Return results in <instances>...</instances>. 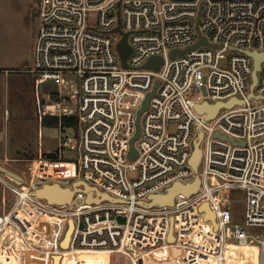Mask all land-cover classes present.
I'll list each match as a JSON object with an SVG mask.
<instances>
[{"label": "built area", "instance_id": "2783aa9c", "mask_svg": "<svg viewBox=\"0 0 264 264\" xmlns=\"http://www.w3.org/2000/svg\"><path fill=\"white\" fill-rule=\"evenodd\" d=\"M37 16L28 71L46 86L42 115L75 118L78 141L61 136L56 153L71 166V182H52L73 197L48 203L24 175L16 183L0 172V254L18 264L51 263L64 250H105L145 264L149 251L167 246L160 262L224 264L226 247L236 244L254 245L264 264V59L250 90L247 53H264V0H39ZM124 34L126 67L117 50ZM154 57L161 64L145 68ZM204 103L223 106L209 117L207 108L196 109ZM74 144L76 163L63 162V149ZM196 176V191L176 194L171 205H147ZM238 190L242 225L231 213Z\"/></svg>", "mask_w": 264, "mask_h": 264}, {"label": "rangeland", "instance_id": "374dc122", "mask_svg": "<svg viewBox=\"0 0 264 264\" xmlns=\"http://www.w3.org/2000/svg\"><path fill=\"white\" fill-rule=\"evenodd\" d=\"M38 2L39 0H0V162L6 168L24 175L27 185L37 187L60 180L62 185L67 186L71 182L66 178L68 175L60 174L66 172L67 168L65 165H56L60 163L56 153L61 136L66 134L78 141L77 126L73 124L60 132L58 126L40 124L37 108L45 99L46 86L36 73L28 71L33 69V52L39 27ZM96 18L97 15L93 13L92 24ZM251 102L254 103V99ZM62 154L63 162L67 160L75 164L78 145L64 148ZM43 155L51 159H45ZM34 159L37 162L33 163ZM233 195L236 201L231 208L232 219L242 225L244 191L238 190ZM1 209L0 197V211ZM164 255L153 250L148 254L159 261ZM175 255L177 256L176 253ZM225 255L224 264H257L258 261L257 248L254 245L241 247L229 244ZM6 258L11 259L10 264H18L8 253L1 252L0 262H5ZM22 264H54V256L51 263L25 260ZM60 264L133 262L122 255H113L112 258L108 252L86 250L77 251L69 257H60Z\"/></svg>", "mask_w": 264, "mask_h": 264}, {"label": "water", "instance_id": "95a60500", "mask_svg": "<svg viewBox=\"0 0 264 264\" xmlns=\"http://www.w3.org/2000/svg\"><path fill=\"white\" fill-rule=\"evenodd\" d=\"M115 31H118V27L115 29ZM126 37L127 34H124L122 36V39L118 42L117 44V50L120 56V59L122 61V66L126 67V57L129 55L131 49L128 46L127 42H126ZM201 41H203V39H200L194 46L198 45ZM249 55L252 56L253 58V69H252V73H251V84H250V90H252L253 86L256 83L257 77H256V72L259 70L260 68V62L262 59H264V53L260 54V53H255V52H247ZM174 54V52L172 53V55ZM162 60L159 57H154L151 58L145 65V68H157L160 64H161ZM148 99L149 96L146 97L144 103H143V107L142 109L138 112V116L141 113L142 110H144L146 108V106L148 105ZM223 106L222 103H217V104H208V103H204V104H198L196 105V109L198 111H201L204 108H207L209 111V117L213 116L215 114V112L217 111V109H219V107ZM138 122V119H137ZM137 135H138V131H137ZM133 140H131L130 144H131V152L129 154V158H133L136 154V152L133 149ZM200 159H201V151L199 148V144L198 142H195L193 145V151L190 157V165L191 167L197 171L198 165L200 163ZM0 172L6 174L8 177L12 178L16 183H22L23 178L21 177V175H19L18 173L6 168L4 165L0 164ZM199 185V178L196 176L194 179V182L190 185H183V184H179V183H175L173 185H171L169 188L166 189V191L162 194H154L150 196V201L149 203H147V205H158L156 203H154V199L153 197H165L167 190H174L175 194L172 198V201L175 197L176 194H179V192L182 190V186L185 187L188 190V194L196 191V189L198 188ZM181 186V187H180ZM84 190L86 189V185L83 186ZM90 188V187H89ZM92 189V188H90ZM34 194L41 199L46 200V202L51 203V204H68L71 202L72 197H73V189L69 188V187H62L60 186L58 183H44L42 186L40 187H36L34 190ZM101 196L105 197V198H109L107 195L101 194ZM166 199V198H164ZM162 199V200H164ZM173 203V202H172ZM167 203L162 202L160 205H165ZM169 205V204H167ZM203 205H201L200 209H203ZM208 208V206H207ZM209 209V208H208ZM204 212H206L203 209ZM210 211V210H209ZM207 213H206V217H207ZM207 218H211V217H207ZM212 219V218H211ZM210 219V220H211ZM214 219H212L211 221H213ZM171 239L172 240V235H171V230L169 233Z\"/></svg>", "mask_w": 264, "mask_h": 264}, {"label": "bare ground", "instance_id": "6f19581e", "mask_svg": "<svg viewBox=\"0 0 264 264\" xmlns=\"http://www.w3.org/2000/svg\"><path fill=\"white\" fill-rule=\"evenodd\" d=\"M56 165H65V168H67L66 169L67 170L66 172L63 171V172H60V174H66V175H70L71 174V166L70 165H68V164H56ZM75 185L77 186L78 183H76ZM85 188H86L85 191L90 195V193H91V189L90 188L91 187L89 188V186L86 185ZM179 193H182L184 195H188V190L185 187L182 186V190ZM174 194H175V191L174 190H172V189L167 190V192L165 194L166 195L165 197H158V198L157 197L156 198L153 197L154 203L160 205L162 202H165V203L171 205L172 202H173L172 201V198H173ZM164 198H166V199H164ZM108 199L111 200V201L114 200V198H112V197L111 198L109 197ZM162 199H164V200H162ZM207 206L208 205L206 203H204L203 209L206 211V213L208 215L207 217H211L213 219L214 218V214L211 211H209V209L207 208ZM203 209L201 208V210H203ZM49 227H50V230H51L52 226L50 224H49ZM170 239H171V237H170ZM67 241H68V234L66 236V239L62 242V247L65 248L67 246ZM239 246H241V247H247V246H250V245H239ZM169 248L170 247L163 246V247H160L157 250H153V251L159 252L161 254H166L169 251ZM86 250L87 251H91V250H88V249H76V250H73V251L64 250L60 254L54 255V264H60V257L61 258L62 257H69L70 255L75 254L77 251H86ZM96 252H107V251L102 250V251H96ZM175 253L177 255L179 254V252L177 250H175L174 254ZM10 263H11V259H9V258H6L5 259V262H0V264H10ZM145 264H166V263L165 262H162V261L160 262L159 260H156V259L153 260V259L147 258L146 261H145ZM167 264H177V263L175 261H172V262H169Z\"/></svg>", "mask_w": 264, "mask_h": 264}, {"label": "trees", "instance_id": "16d2710c", "mask_svg": "<svg viewBox=\"0 0 264 264\" xmlns=\"http://www.w3.org/2000/svg\"><path fill=\"white\" fill-rule=\"evenodd\" d=\"M37 116L39 119V122L42 126H62V127H69L73 124L75 125V118L73 117H63L61 119H58L57 117H50V116H44L41 112V104H39L37 108Z\"/></svg>", "mask_w": 264, "mask_h": 264}, {"label": "crops", "instance_id": "0c3cea01", "mask_svg": "<svg viewBox=\"0 0 264 264\" xmlns=\"http://www.w3.org/2000/svg\"><path fill=\"white\" fill-rule=\"evenodd\" d=\"M0 164L5 165L4 163L0 162Z\"/></svg>", "mask_w": 264, "mask_h": 264}]
</instances>
